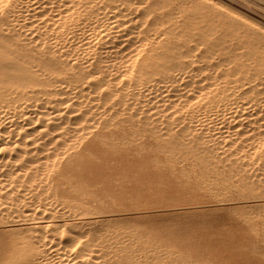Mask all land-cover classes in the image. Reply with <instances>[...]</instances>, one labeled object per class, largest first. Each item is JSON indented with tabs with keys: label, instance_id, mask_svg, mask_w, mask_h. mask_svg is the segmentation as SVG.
I'll return each mask as SVG.
<instances>
[{
	"label": "bare ground",
	"instance_id": "obj_1",
	"mask_svg": "<svg viewBox=\"0 0 264 264\" xmlns=\"http://www.w3.org/2000/svg\"><path fill=\"white\" fill-rule=\"evenodd\" d=\"M144 1L0 0V264H160L145 223L87 197L119 146L264 208V44L155 40L167 7Z\"/></svg>",
	"mask_w": 264,
	"mask_h": 264
},
{
	"label": "rangeland",
	"instance_id": "obj_2",
	"mask_svg": "<svg viewBox=\"0 0 264 264\" xmlns=\"http://www.w3.org/2000/svg\"><path fill=\"white\" fill-rule=\"evenodd\" d=\"M148 1L149 0H146L144 2H146V6L149 8H152L153 4L156 2H161L162 5L167 7L163 15L159 13L154 14L155 17L152 15L149 19L151 23L157 21L160 25L157 26V34L153 35L155 40L158 39L159 41L165 38V40L172 42H182L191 38L190 40H193L194 43H201L204 40L211 42L214 40V44H212L213 41L211 44L215 45L221 38L228 39V36H230L233 31L239 30L242 34H248V37L253 43H258L257 45L264 44V42L261 43L264 41V0ZM168 1H172L173 3L175 1L176 4H174V6H177L174 7L173 4H170L172 2ZM194 1L196 4H193ZM184 2H189L190 5ZM206 4H210V7L208 5L205 6ZM178 6H182L181 9ZM203 6H205L204 9ZM218 10H221L219 11L220 13H225L227 17H225V14L223 16V14L217 13ZM200 15L202 17L198 19L197 16L199 17ZM180 18L182 19L180 20ZM236 18L239 22L236 21L234 23ZM209 19L216 22H213V24ZM192 20L195 24L190 23ZM231 20L232 22H230ZM199 21L200 23H198ZM210 23L213 25L211 26ZM248 23L250 26H248ZM192 24L193 26H191ZM208 24L212 27L210 30L213 32L207 27ZM181 25L183 26L180 28ZM201 25L202 27H200ZM199 28L201 30H199ZM252 28H254L255 32H253L254 30L250 31ZM207 29L211 33L208 34V31H206ZM227 31L231 33L228 32L229 34H227ZM218 32L220 33L217 34ZM221 32H223V34ZM203 33L207 35L203 37ZM212 33H215L213 37L217 34L216 37L219 38V40H215L216 37L213 38L211 37L212 35L209 36ZM178 35L180 36L179 38L176 37ZM223 35L224 37H222ZM201 36L205 39H202ZM252 37L256 38V40L252 39ZM235 47H237V44L231 46L229 50H234ZM222 55L223 54L220 53L218 57L224 59L225 55ZM228 55L230 56V54ZM245 59L244 57L243 60ZM147 153V149L141 150L139 146L134 144L119 146L112 150L109 159L102 165V171L99 172V175H96L97 177L95 176L92 179L87 188V197L102 203L106 206L107 210L113 211L117 215L122 214L121 216L131 221H141L146 224L149 244L153 245L156 243V246L158 245L160 247V251L165 250L162 253L159 251V253H156L157 255H153V257H151L152 259L149 258L150 263L155 259L156 261L153 263H160V260H162L160 264H194V262L195 264H264V208H260V210L258 208L257 210L256 204L251 197H239V193H237L238 190L234 184L230 182H226L228 184L220 180L219 182L213 177L215 182L211 178L212 176L204 175L200 173L201 171L193 167L186 166L185 164H181L183 167L179 164L171 166L166 164L163 159L158 160L156 157L153 158L154 155L152 152L148 155ZM190 169H194V171L192 172ZM180 173L183 176L180 175ZM197 174L201 175L198 176ZM227 186L228 188L225 189ZM231 187L233 189H231ZM207 188L212 189V191ZM221 189L225 190L222 191ZM232 191L234 193H232ZM217 192H219V194H217ZM221 192L224 194H221ZM225 198H229L230 200H225ZM250 199L253 201L248 202ZM234 200H238L240 203ZM231 201L234 202L230 203ZM193 206L197 207L195 208ZM254 210L258 212L256 211L254 213ZM127 212L129 213L126 214ZM131 212H136V214ZM174 226L175 228H173ZM170 251H172L171 254H174L171 255L169 253ZM167 254H169L170 257ZM167 257L169 259H167ZM173 258L176 261H174ZM180 259H182V261ZM186 259L189 261L185 262Z\"/></svg>",
	"mask_w": 264,
	"mask_h": 264
}]
</instances>
